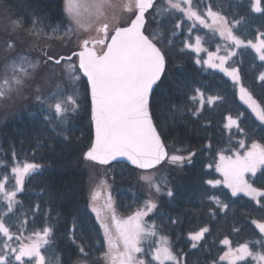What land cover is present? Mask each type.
I'll use <instances>...</instances> for the list:
<instances>
[{"label":"trees","instance_id":"obj_1","mask_svg":"<svg viewBox=\"0 0 264 264\" xmlns=\"http://www.w3.org/2000/svg\"><path fill=\"white\" fill-rule=\"evenodd\" d=\"M64 1L0 0V7L12 20L21 21L22 29L18 32L23 35H45L50 37L49 41L62 44L72 27ZM253 2L193 0V6L206 12L210 5L214 12L228 18L236 35L253 41L264 33V11L256 12ZM260 6L264 9V0ZM167 8L159 2L145 26L150 38L160 41L157 45L166 56L165 72L151 95L150 110L169 155L187 156L190 152L196 155L191 164L180 166L171 179L173 197L162 195L157 210L149 213L148 219L170 236L174 250L183 256L185 264H227L219 259L226 249L222 243L225 239L234 246L248 243L252 251L264 252V242L256 243L264 233L255 223H264V197L257 204L245 194L233 196L216 166L221 154L243 155L253 143L264 144V122L241 101L236 84L228 76L196 62L204 52L199 54L186 47L196 35L205 47L214 50L223 41L219 34L193 24L179 10L166 11ZM37 19L39 23H34ZM234 21L238 23L233 25ZM49 41L45 39L48 44ZM230 64L239 69L242 83L264 107V81L259 79L264 73V61L252 48L241 47ZM45 65L40 64L35 74L39 80L30 86L28 96L20 99L21 104L0 102V179L7 176L11 185L14 176L10 170L17 163L30 161L42 166L39 173L25 178L23 191L16 197L20 203L5 219L11 232L17 234H32L44 227L53 229L49 245L42 248L46 264H75L81 259L101 264L100 256L107 250V242L96 214L90 209L87 172L83 168L85 153L93 141L88 84L80 70L75 81L60 69L50 70L51 77L46 76V82L40 81ZM198 92L204 94L203 104ZM37 95L41 100L36 99ZM68 97L75 100V106L64 103ZM209 97L220 99L209 103ZM29 102H33L32 107ZM56 102H61L67 112L55 113L52 106ZM229 117L239 120V128L228 125ZM109 167L115 208L126 218L140 210L145 201L137 186L140 170L124 162ZM250 180L264 189V169ZM212 197L229 207L221 210ZM25 220L27 224L22 223ZM204 227L209 232L193 248L189 234ZM79 245L84 246L86 254L80 252ZM237 264H257V261L248 257Z\"/></svg>","mask_w":264,"mask_h":264},{"label":"snow or ice","instance_id":"obj_2","mask_svg":"<svg viewBox=\"0 0 264 264\" xmlns=\"http://www.w3.org/2000/svg\"><path fill=\"white\" fill-rule=\"evenodd\" d=\"M168 8L166 11L179 10L188 19L198 21L206 28L218 32L220 36L232 41L239 48L240 46L253 48L259 55V59L264 61V33L260 34L257 43L251 40L244 41L233 34L232 25L228 18L219 12H214L209 5L205 15L211 19L208 23L205 16L193 9L192 0H166ZM182 3L186 5L182 7ZM261 0H255L253 5L256 12H262ZM115 0H66V12L75 22L76 26L81 29H91L96 20L106 15L107 9L117 7ZM121 11L130 13L129 18L124 21L127 26H115L110 32L109 23L105 22L96 27L95 31L100 38H84L80 41V51L74 52L78 56L79 64L77 66L70 63L71 57H67L65 71L68 78L72 81L78 80L76 75L80 70L90 82V94L92 103V118L95 123V143L86 152L88 160L108 165L112 161H117L120 157H126L131 164L136 165L139 169H155L165 160L172 164L183 166L185 163L191 164L195 152H190L187 156L168 155L160 133L153 123L150 111V96L153 92V86L161 80L165 72L166 56L165 53L157 46L160 41H155L145 34V18L148 10H155V0H126L119 5ZM134 17V18H133ZM113 21L118 25L119 21L115 16ZM39 23V20H34ZM238 22H232L236 24ZM179 27V24L176 25ZM22 29V23L19 20L10 21V30L16 32ZM72 29H69L71 32ZM191 31V29H189ZM97 45L101 51H97ZM14 42L8 44V48H14ZM186 47L194 48L196 52L203 50L200 37H196V43L187 44ZM43 60H37L32 63L26 55H21L11 61L10 71H5L0 75V102L12 101L15 98H22V94L31 86L40 64L54 63L60 65L64 57L56 58L48 55L47 51L41 50ZM217 53H208V60L205 63L210 68H220L232 78L234 82L240 84L239 69L232 68L229 70L224 65L236 53L230 51L225 56H219ZM218 62H214L213 57ZM200 63V60L196 61ZM26 65V66H25ZM264 81V73L259 77ZM39 92L40 89L36 88ZM198 91V90H197ZM200 102H204V94L199 93ZM37 100H41L39 95ZM195 99V98H193ZM219 97H209V103H214ZM240 99L248 104L260 121H264V107H259L252 99L247 89L240 84ZM71 102L75 106L76 102L72 97H68L64 103ZM55 113L63 115L67 109L62 106L61 102H56L53 106ZM232 124L239 128V120L228 118ZM243 132V129H239ZM67 139V137H66ZM240 147H244L240 142ZM219 164L216 166L223 173V183L231 189L233 196L238 193H244L247 196L260 203V197H264V189H258L248 183L245 178L247 174L256 175L257 171L264 169V144L253 143L251 147L241 155L239 152L232 156L223 154L219 157ZM211 167V165H209ZM42 166L35 163H24L22 166L17 163L11 168V173L15 179L14 190L9 191L6 188L8 177L0 179V200L7 207V211L0 213V237L3 242L0 244V264H24L25 258H34L37 264H46L41 249L49 245V238L53 234L51 227H44L42 231L34 232L28 238V243H21L18 247L11 246L12 240H21L22 238L11 232L5 224L4 217L13 212L16 204L17 194L23 191L25 177L34 173H39ZM146 183L150 190L159 194L161 185L157 182L158 177L152 175H143L140 177ZM167 183V181H165ZM209 184H220L221 181H208ZM168 197H173L171 189L166 192ZM95 199V196L93 197ZM217 204L221 205V210L227 209V204H222L218 198L212 197ZM158 204L154 200H146L144 207L137 210L133 215L126 219H119L115 215L114 205L109 203L107 209L111 213V219L115 229V235L110 229L109 224L100 219V227L103 229V238L107 242V250L103 253V258L109 264H146L139 259L137 254L144 253L140 244L156 235L155 224L146 226L143 218L157 210ZM39 211V205L36 206ZM97 218H100L101 212L93 208ZM27 224V221H22ZM261 233H264V223L255 222ZM75 228V225H74ZM209 232L207 227L200 229L198 232L190 233L189 238L194 242L192 247H196V242L202 240L205 233ZM75 240V236L72 237ZM165 246H157L152 252V258L159 264H165L166 261H175V264H181L178 257L167 246L165 238H162ZM264 242L256 241L257 244ZM228 245V251L220 256L221 261H227L228 264H237L238 261H244L252 257L257 264H264V252H253L248 243L239 245L237 248H231V242L228 239L222 241ZM79 250L84 253V246L79 245ZM151 247V246H149ZM31 264V260H29Z\"/></svg>","mask_w":264,"mask_h":264},{"label":"rangeland","instance_id":"obj_3","mask_svg":"<svg viewBox=\"0 0 264 264\" xmlns=\"http://www.w3.org/2000/svg\"><path fill=\"white\" fill-rule=\"evenodd\" d=\"M253 1H254L253 3H255V0H253ZM115 2L117 3L118 6L115 9H111V8L107 9L105 17H103L99 20H96L95 23L93 24L92 28L88 29V30L78 28L76 26L75 22L68 15V18H69L68 22L72 26L71 27L72 31L70 32V35L68 37H65V39H63L61 41L62 44L59 41H55V42L49 41L50 37L45 36V35H42V36L45 39H48V41L51 42L50 44L45 42V39L43 37H38L37 35L36 36L35 35L25 36L22 33L18 32V30L16 32H12L10 30V21L12 20V16L9 14H6V13H2V9L0 7V29H1V31H0V75H2L5 71H10L11 61L14 59H17L21 55H26L28 57V60L32 63H35L37 60L43 59L42 52H41L42 49L47 51L48 55L54 56L56 58H59L62 56H67V55H69V53H72L74 50L79 48V44H80V41L82 39H84V38H100V36L95 31L96 27H98L100 24L105 23V22L109 23L110 32H111L112 28L115 26L125 25L124 21H126L131 14L121 11L119 5L126 2V0H115ZM173 2L175 3V2H177V0H173ZM162 3L166 7H168L166 0H163ZM185 6L186 5H184L182 3V7H185ZM192 7H193V9L198 11L202 16H205V19L207 20L208 23H211V19L205 15V12H200L198 9H196L193 6V0H192ZM113 16H115L117 18V20L119 21L118 25L113 21V19H112ZM184 17H186V16H184ZM190 21L193 24L196 23V24H199L201 26H204V25L200 24L198 21H195V20H190ZM232 32L234 35H236L234 33L233 29H232ZM236 36L239 37L238 35H236ZM193 37H194V42L190 43V41H188L187 44L195 45L196 37H199V36L195 35ZM220 37L223 39V41L220 43L221 45L218 44L217 48L214 50H212V49L210 50L207 47H205V44L201 40V45H202L203 50L198 52V53L202 54V52H204V54L199 55L197 57V60H200L201 61L200 64L205 66V68H210L208 66V64L205 63V61L208 60V53H214L215 54V53H217V50L219 49V52H218L219 56H225L230 51H234L236 53L239 48L245 47V46H240L239 48H237L232 43L231 40L226 39L225 37H222V36H220ZM239 38L241 40H244V41H249V40H245L241 37H239ZM260 38L261 37L259 36L256 40H253V41L251 40V41L253 43H257ZM200 39H201V37H200ZM10 42H14V45H15L14 48H12V49L8 48V44ZM248 47H250V46H248ZM97 49L99 51H101V48L98 45H97ZM192 49L195 50L194 48H192ZM257 55H258V53H257ZM232 57L224 65V67L228 68L229 70H231L232 68H237L236 66H233L230 64V60L232 59ZM213 60H214V62H218L215 60V56L213 57ZM66 61H67V59H65L64 61H61L60 65H56V64L51 63V62L46 64L45 65L46 71L42 75V78L40 79V81L46 82L47 77H51L49 75L50 70L60 69V70L65 71ZM77 62H78L77 58H73L70 61V63H72L73 65H76ZM213 69L221 71L226 76H228L227 73L224 72L220 68H213ZM228 77L232 80V78L230 76H228ZM37 80H39V79H37V76H35L34 79L31 81V85L35 84L37 82ZM234 83L236 84L235 87H237L239 97H240V84H242L243 87L248 90V88L245 87V85L242 83L241 79H240V84H237L236 82H234ZM30 90H31V87L26 89L25 92L22 94V97H27L28 96L27 94ZM248 92L251 94V92L249 90H248ZM251 96H252V94H251ZM20 99H22V98H15L14 97V99L12 101H14V103H16V104H18V103L21 104L22 100H20ZM252 99L254 101H256L257 105L260 107V104L257 102L256 98L252 97ZM241 101L252 110V108L248 104H246L243 100H241ZM29 106L32 107L33 102H29ZM232 120H236V119H232ZM262 122H264V121H262ZM230 124H232L231 121L228 125H230ZM171 155H173V154H170L169 156H171ZM219 162H218V164H219ZM27 163H30V161ZM23 164L24 163H22L20 165L22 166ZM83 168H85V170L87 172V177H86L87 178V187L86 188L88 189V193H89L88 199L90 200V205H91L90 209L93 210V208L95 207V208L100 210V212H101L100 218L99 219L96 218V219H98L99 223H100V219H103L105 223H108L110 229L113 231V234L115 235V229H114V225H113V222L111 219V213L107 209V204L109 203V195L111 196V203L114 205V208H115V201H114V196L112 193L113 182H112V177H111L112 176L111 167H109V165H103L102 166V164H99L95 161L85 159ZM179 171H180V165L172 164L168 160H165V163H162L160 166L156 167L155 169L138 171V185L137 186L139 187L140 192H142L144 194L145 201L151 199L157 203L158 200L160 199V197L162 195L166 194L168 189L172 190V185L170 184L171 179ZM146 174L152 175L154 177H158L157 182L160 183V185H161V192L159 194L155 193L153 190H150L148 188V186L146 185V183L140 179L141 176L146 175ZM222 175H223V173H222ZM251 177H252V174L249 173L246 175L245 178L247 179L248 183L252 184L253 187L257 188L252 183V180H250ZM222 180H224V178ZM8 181H9V178H8ZM165 181H167V183H165ZM11 185L9 182H7V184H6L7 190H9V191L14 190L15 179H13V182ZM241 194H244V193H241ZM94 196H95V199H93ZM145 201H144V203H145ZM143 207H144V204H143L142 208ZM6 211H7L6 204L2 200H0V213L6 212ZM115 215L119 219H126L128 217V216H126V218H125L124 216H122L120 213L117 212L116 208H115ZM5 217H4V221H5V224L8 226ZM143 222L146 226L155 224L156 235L154 237L149 238L148 240L143 241L140 244V247H142L144 249V253L137 254L138 258L144 260L146 262V264H159L158 261H155L152 258V252L155 250V247H157V246H161V247L165 246V242H164V240H162V238H165V240L167 242V246L171 248L172 252L181 261V264H185L183 256L179 255V253H177L174 250L170 236H168V234L162 232L154 221H151L148 219V216L143 218ZM15 234L18 236L21 235L20 237L22 239L16 240L14 238L11 242V246L13 248L18 247L19 244H21V243H28L29 242L28 238L32 235L30 233H22V234L15 233ZM3 239H4L3 237H0V244H2ZM149 246H151V247H149ZM238 246H234L231 244V248H233V249L237 248ZM228 248H229V246L226 245L225 252L228 251ZM249 248L251 249L250 245H249ZM41 252H42V249H41ZM42 254H43V252H42ZM222 254H224V253H222ZM29 260H31V264H37V261L34 258H25L24 264H29ZM100 262H101V264H109V262L103 258V253L100 256ZM166 262H168V261H166ZM170 262H173L175 264V261H170ZM225 262L228 264L227 261H225ZM17 264H20V262H17ZM75 264H90V262L86 261L84 259H81L79 261H76Z\"/></svg>","mask_w":264,"mask_h":264},{"label":"water","instance_id":"obj_4","mask_svg":"<svg viewBox=\"0 0 264 264\" xmlns=\"http://www.w3.org/2000/svg\"><path fill=\"white\" fill-rule=\"evenodd\" d=\"M157 0H155V2H156ZM151 10V9H150ZM150 10H148V12L150 11ZM148 12H146V14H145V18H147V13ZM134 18V17H133ZM147 20V19H146ZM122 26H127L126 24L125 25H122ZM145 34H146V32H145ZM147 35V34H146ZM159 47V46H158ZM81 49H80V47L78 48V49H76V50H74L72 53H70V55H67V56H62V57H64V58H67V57H71V58H73L74 57V55H73V53L74 52H79ZM98 51V50H97ZM77 59H78V56H77ZM77 64H79V60H78V63ZM166 68V67H165ZM81 74H83L82 73V71H81ZM83 76L85 77V79L87 80V77L83 74ZM163 76V75H162ZM162 78V77H161ZM160 81H158L157 82V84L156 85H154L153 86V90L155 89V87L158 85V83H159ZM87 83H88V87H89V96H90V103H91V94H90V82H88V80H87ZM153 93V92H152ZM152 95V94H151ZM150 99H151V96H150ZM91 105V119H92V128H93V141H92V144H91V146L89 147V149L93 146V144L95 143V123H94V120H93V118H92V103L90 104ZM151 111V110H150ZM151 117H152V114H151ZM152 120H153V117H152ZM154 121V120H153ZM154 123V125H155V122H153ZM156 126V125H155ZM156 129H157V127H156ZM157 131H158V129H157ZM159 132V131H158ZM161 136V135H160ZM161 140L163 141V139H162V137H161ZM164 143V142H163ZM164 145H165V148H166V150H167V152H169L168 151V148H167V146H166V144L164 143ZM88 149V150H89ZM87 150V151H88ZM86 151V152H87ZM86 154V153H85ZM168 155H169V153H168ZM86 157V156H85ZM118 162H125V163H127V164H129L130 166H132V167H135V168H137V169H139L136 165H133V164H131V162L130 161H128L127 160V158L126 157H120V158H118V160L117 161H112L110 164H112V163H118ZM97 163H99V162H97ZM162 163H165V161L164 162H162ZM161 163V164H162ZM100 164V163H99ZM160 164V165H161ZM104 164H102V166H103ZM109 165V164H108ZM160 165H157L156 167H158V166H160ZM139 170H142V169H139Z\"/></svg>","mask_w":264,"mask_h":264},{"label":"bare ground","instance_id":"obj_5","mask_svg":"<svg viewBox=\"0 0 264 264\" xmlns=\"http://www.w3.org/2000/svg\"><path fill=\"white\" fill-rule=\"evenodd\" d=\"M65 8H66V2H65ZM121 26V25H120Z\"/></svg>","mask_w":264,"mask_h":264},{"label":"flooded vegetation","instance_id":"obj_6","mask_svg":"<svg viewBox=\"0 0 264 264\" xmlns=\"http://www.w3.org/2000/svg\"><path fill=\"white\" fill-rule=\"evenodd\" d=\"M65 1H66V0H65ZM65 1H64V2H65ZM98 46H99V45H98Z\"/></svg>","mask_w":264,"mask_h":264}]
</instances>
